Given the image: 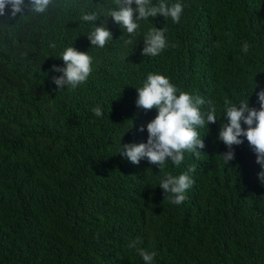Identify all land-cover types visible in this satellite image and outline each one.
<instances>
[{
  "label": "trees",
  "instance_id": "16d2710c",
  "mask_svg": "<svg viewBox=\"0 0 264 264\" xmlns=\"http://www.w3.org/2000/svg\"><path fill=\"white\" fill-rule=\"evenodd\" d=\"M180 2L179 23L149 17L132 45L107 17L114 0H52L43 14L25 7L14 18L6 7L0 17V264H144L128 247L137 238V247L156 253L154 264H264L261 168L246 139L233 146L228 164L220 156L228 149L218 140L225 99L239 104L251 96L249 106L259 108L264 0ZM82 13L98 19L84 22ZM95 26L112 33L104 48L87 39ZM152 27L166 29L168 47L143 56ZM69 46L89 53L93 70L77 88L59 90L52 78L61 73L51 69L65 66L60 58ZM148 73L167 76L217 109V122L198 129L205 144L199 158L185 152L181 165L169 161L161 172L146 159L134 165L119 154L123 145L147 142L146 124L157 115L135 105V88ZM193 164L187 199L164 200L160 178Z\"/></svg>",
  "mask_w": 264,
  "mask_h": 264
},
{
  "label": "clouds",
  "instance_id": "9594fccd",
  "mask_svg": "<svg viewBox=\"0 0 264 264\" xmlns=\"http://www.w3.org/2000/svg\"><path fill=\"white\" fill-rule=\"evenodd\" d=\"M52 0H0V17L5 15L6 7L11 8V17L18 13L21 15L25 7L30 13H45ZM116 8L110 9L107 17H111L115 23L120 25L129 34L127 44L132 45L135 34L140 28L141 21H148L149 17L162 16L170 18L173 23H179L184 11V5L177 2L169 4L168 0H157L153 5L152 0H114ZM135 5V7H133ZM84 22L97 21L95 13H82ZM166 29L152 27L143 38V56L155 57L168 47L165 36ZM92 47L104 48L112 33L104 26H95L94 30L87 35ZM50 47H55L54 44ZM250 45L244 42L241 51L248 53ZM64 67L52 66L51 71L61 73L52 78L57 89H75L85 83L92 73V57L89 53L78 51L73 46L63 50L60 58ZM258 85L255 83V89ZM137 97L135 105L145 112L156 110L157 115L146 124L147 142L140 144H126L121 147L120 155L134 165H138L142 159L149 164L164 170L166 163L171 162L179 166L184 161L185 152L193 153L199 158L201 152L198 149L205 147L204 141L198 129L215 124L217 122L216 105L212 100H205L199 95H192L186 91L179 90L170 78L159 73H148L142 86L135 88ZM253 91V92H254ZM253 94V93H252ZM251 94V95H252ZM257 95L259 108L250 107L249 99L246 97L234 104L231 100H224V119L218 132V140L228 149L221 154L226 164L235 157L234 145H241L246 139L250 149L255 154V163L261 168L257 177L264 185V89ZM96 117L103 115V109L96 106L92 109ZM246 125L247 127H243ZM145 131L144 127L139 129ZM244 139H241V138ZM121 146V145H120ZM196 166L190 165L187 171L179 175L166 172L159 181V187L163 190L164 200L171 204L180 205L186 199V192L193 186L192 173ZM139 238L129 243L128 247L135 249L142 258L144 264H154L156 253L144 248L137 247Z\"/></svg>",
  "mask_w": 264,
  "mask_h": 264
}]
</instances>
